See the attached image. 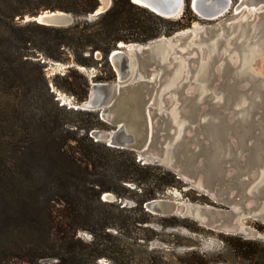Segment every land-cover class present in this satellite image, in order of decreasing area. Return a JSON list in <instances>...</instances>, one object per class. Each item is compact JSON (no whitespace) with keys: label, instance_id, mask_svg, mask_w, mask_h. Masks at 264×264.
<instances>
[{"label":"trees","instance_id":"obj_1","mask_svg":"<svg viewBox=\"0 0 264 264\" xmlns=\"http://www.w3.org/2000/svg\"><path fill=\"white\" fill-rule=\"evenodd\" d=\"M98 5L99 0H0V264H170L166 249L151 242L154 235L132 230L151 222L155 214L142 203L178 186L176 173H152L131 150L94 140L90 129L108 127L98 110L59 104L49 80L81 102L90 81L73 74L74 67L101 63L103 72L91 79L112 80L108 57L119 42L146 43L201 18L190 0L176 18L131 0H112L105 11L85 18ZM45 10L84 18L64 26L22 20ZM47 60L73 65L48 78ZM79 115L80 121L74 119ZM150 175L155 185L136 207L102 198L111 191L121 199L125 181L146 184ZM160 216L162 227L187 225L186 217ZM225 244L242 264H264L263 241L235 234Z\"/></svg>","mask_w":264,"mask_h":264},{"label":"rangeland","instance_id":"obj_2","mask_svg":"<svg viewBox=\"0 0 264 264\" xmlns=\"http://www.w3.org/2000/svg\"><path fill=\"white\" fill-rule=\"evenodd\" d=\"M111 1L108 0V3H105L104 0H99L103 7ZM65 12L71 16L69 22L65 23L68 25L77 19L84 18ZM92 13L87 14L85 18H94L96 15ZM228 15L229 13H226L225 17ZM34 16L26 15L22 20H35ZM224 18L193 20L188 27L171 35L158 37L165 45L161 59L164 66L152 70L149 77L145 76L146 70L144 71L137 63L127 79L117 81L118 84H132L140 79L150 78V82H153L157 89L156 95L151 97L149 102L153 119L151 127L153 141L143 146L126 143L123 148L133 152L135 161L140 166L149 165L152 173H157L162 169L176 173V177L179 178L178 186H171L163 193H157L156 198L175 200L181 208L180 211L164 214L153 212L155 215L151 217L150 223H144L141 226L134 225L132 230V234L142 237L144 234L154 235L155 238L151 242L159 245L163 250L166 249L170 264H242L232 249L225 244V238L229 239V236L236 234L264 242V167L261 168L258 176L252 177V172L247 171L241 173V178L248 182L244 190L232 186L227 192H222L221 187L230 183L231 176L243 168L231 164V160L226 159L222 182L209 185L201 181L205 174L196 165L200 166L203 163L202 155L197 157L193 171L187 170L182 165L187 153L181 152V142H186L190 151L198 153L200 150L198 140L210 144L213 139L211 135L203 131L199 120L190 118L188 115L190 107L202 113L200 117L202 120H218L219 114L226 113L229 121H254L256 124L258 121L254 119L261 105L264 104V57L258 53L253 44L243 52L241 66L232 69V77L235 75L240 79L236 87L240 89L241 96L231 105L224 103L226 93L220 91L217 84L222 81L227 55L230 56V53L234 51L233 42L230 39L232 34L229 31V28L232 30L233 26L230 25L227 28L225 23L228 18L227 20ZM117 48L121 47L117 46ZM94 56L100 58L101 53L95 51ZM47 61L44 70L48 78L56 72L63 73L68 66L73 65L71 61ZM101 66V63L97 67L79 65L74 67L76 69L73 74L77 72V74L86 76L89 78L90 85L92 82H115L117 70L113 65L111 66L115 72L114 79L105 81L91 79L96 73L103 72ZM127 69L128 67L125 66L122 71ZM49 87L59 104L66 108H80V102L76 101L73 94L59 89L50 80ZM61 99L64 102H61ZM208 105L210 107L214 105L218 111H209ZM109 111L110 107L106 109L107 115ZM168 115L171 122L166 123ZM73 117L81 120V115ZM99 117L101 118L100 115ZM101 119L108 127L92 128L89 130V135L94 140L110 145L109 140L115 128V122L107 120V117ZM250 128L252 129V126L247 127L246 130ZM126 136L121 135L120 137L126 140ZM252 140L251 136H243L245 144H251ZM235 143V138L229 135L225 158H229L228 156L234 153L240 155V152L233 148H236ZM178 148L180 152H177ZM148 180L146 184L125 181V189L120 188L125 193V197L121 199L111 191L103 192L102 198L121 202L126 207H136L138 201L144 197L145 189H150L155 185L154 175H150ZM115 186L119 190V186ZM245 195L248 196L245 197ZM144 205L147 206L143 202L142 206ZM170 214L186 217L187 225L162 227L160 224L166 221L160 215ZM223 224L234 225L235 229L225 228ZM144 225H148L152 230H147L143 227ZM78 234L87 239L90 237V234L83 230H80ZM140 239L141 237L138 240Z\"/></svg>","mask_w":264,"mask_h":264},{"label":"water","instance_id":"obj_3","mask_svg":"<svg viewBox=\"0 0 264 264\" xmlns=\"http://www.w3.org/2000/svg\"><path fill=\"white\" fill-rule=\"evenodd\" d=\"M150 10L165 16L176 18L179 17L184 9L185 0H131ZM111 3L102 6L93 15L105 11ZM190 6L195 14L202 19L215 20L224 18L226 13H229L224 19L227 20L225 26H233L231 32V41L233 42L234 51L227 55L225 59L226 68L222 72V81L218 82L217 87L220 91H225L226 105H231L241 96V91L236 87L240 80L235 75L232 77V69L238 68L242 64L243 52L252 44L257 48L258 53L264 57V0H190ZM96 8V9H97ZM58 10H45L34 16L43 14L40 23L47 25H68L54 20L49 12ZM61 11V10H59ZM46 12V13H45ZM65 12V11H63ZM160 38L150 40L144 44L137 42H129L118 44L121 48L111 50L109 60L111 65L117 70L115 82H92L88 96L80 102L81 109H96L99 111L101 118L107 117V120L115 122L114 129L110 136V145L116 147H124L126 143H135L143 146L153 141L152 136V115L149 102L156 92V87L150 78L140 79L132 84H118L117 81L125 80L129 77L133 66L138 63L146 72L145 76L150 77V72L158 67H162L161 59L163 57L162 49L165 45ZM135 55V56H134ZM128 67L122 71L123 67ZM231 76V78H229ZM196 102V101H195ZM192 105V104H191ZM211 105V104H210ZM208 110L217 112L214 105ZM79 106V105H78ZM110 107L109 115L106 114V109ZM76 108V107H75ZM201 112L190 107L189 116L192 120H199V124L204 132L211 135V143H200L198 153H193L189 150L186 142H181V152L187 153L183 159L182 165L189 171H193L196 159L202 155L203 163L197 167L205 176L201 181L205 184L212 185L217 182H222L223 169L225 168L224 161L231 160V164L238 166L241 171L232 175L231 182L221 187L222 192H227L229 187L235 186L237 189L244 190L248 186V182L241 178L242 172H252V177L258 176L262 167H264V104L261 105L257 112L255 121L238 122L229 121L226 113L219 114L218 120H202ZM232 115V113H231ZM170 116H167L166 123L171 122ZM237 120V119H236ZM257 125V126H256ZM252 129L246 130L247 127ZM257 127V128H256ZM256 128V129H255ZM246 130V131H245ZM126 133V134H125ZM118 134L126 136L127 141L122 139ZM229 135L235 138V147L231 146L240 152V155L234 153L225 158L226 143L229 140ZM248 135L253 137L251 144L243 142V136ZM117 137V138H116ZM155 144V143H154ZM156 146V144H155ZM179 151V148L177 150ZM190 152V153H188ZM220 191V192H221ZM113 196L112 194H107ZM248 195H245L247 197ZM262 196V195H260ZM146 209L155 213H176L180 211L175 200L153 198L147 201ZM225 228L235 229L234 225H224Z\"/></svg>","mask_w":264,"mask_h":264},{"label":"bare ground","instance_id":"obj_4","mask_svg":"<svg viewBox=\"0 0 264 264\" xmlns=\"http://www.w3.org/2000/svg\"><path fill=\"white\" fill-rule=\"evenodd\" d=\"M105 3H108V0H104ZM101 8V6H99L95 12H97L99 9ZM46 13V12H45ZM47 15H50L54 20L56 21H61V22H67L71 16L63 11H54V12H49ZM43 14H40L39 16H37V20H41L42 19ZM122 42H119V44H121ZM106 194V193H104Z\"/></svg>","mask_w":264,"mask_h":264},{"label":"built area","instance_id":"obj_5","mask_svg":"<svg viewBox=\"0 0 264 264\" xmlns=\"http://www.w3.org/2000/svg\"><path fill=\"white\" fill-rule=\"evenodd\" d=\"M61 102H64V100H63V99H61ZM74 107H76V105H75Z\"/></svg>","mask_w":264,"mask_h":264}]
</instances>
